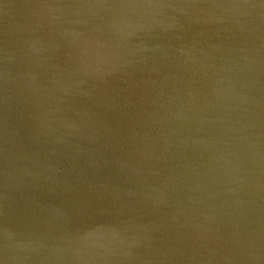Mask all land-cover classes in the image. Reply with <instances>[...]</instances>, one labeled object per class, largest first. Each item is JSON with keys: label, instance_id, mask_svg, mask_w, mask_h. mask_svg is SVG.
<instances>
[{"label": "water", "instance_id": "1", "mask_svg": "<svg viewBox=\"0 0 264 264\" xmlns=\"http://www.w3.org/2000/svg\"><path fill=\"white\" fill-rule=\"evenodd\" d=\"M0 264H264V0H0Z\"/></svg>", "mask_w": 264, "mask_h": 264}]
</instances>
